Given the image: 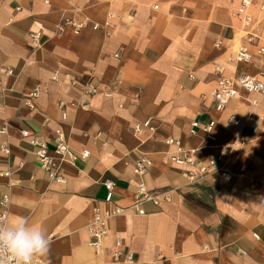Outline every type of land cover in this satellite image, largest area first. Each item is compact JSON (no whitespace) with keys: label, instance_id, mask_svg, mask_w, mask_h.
Segmentation results:
<instances>
[{"label":"crops","instance_id":"crops-1","mask_svg":"<svg viewBox=\"0 0 264 264\" xmlns=\"http://www.w3.org/2000/svg\"><path fill=\"white\" fill-rule=\"evenodd\" d=\"M252 1L245 27L240 0H0V211L44 228L46 263L264 264V94L238 88L224 109L213 98L221 76L264 70V13ZM67 20L86 25L76 34ZM241 46L248 63L235 59ZM58 131L88 157L61 160ZM31 138L47 145L64 182L48 177ZM169 139L201 163L224 151L233 177L190 182ZM143 157L152 164L140 176ZM106 182L111 207L124 211L97 250L89 227L94 208H108ZM140 182L166 194L142 201L143 214L132 208Z\"/></svg>","mask_w":264,"mask_h":264},{"label":"built area","instance_id":"built-area-1","mask_svg":"<svg viewBox=\"0 0 264 264\" xmlns=\"http://www.w3.org/2000/svg\"><path fill=\"white\" fill-rule=\"evenodd\" d=\"M48 2V1H45ZM259 5V9L261 12L264 13V0H260L257 2ZM255 5L253 4L252 0H240V3L235 11V16L242 20V23L245 27H248L253 20L252 15L250 14L251 7ZM111 17H114L112 14ZM66 24H70L73 26L74 31L76 34H78L81 29L86 25V21L83 22H73L71 20H67ZM100 24L94 23L93 28L98 29L100 28ZM32 36L37 39L39 37V33H34ZM259 52L261 54H264V48H260ZM252 53H250L248 47L241 46L235 56L236 61L238 62H244L248 63L252 58ZM118 53L115 55L118 57ZM218 73H222L223 67L219 66L217 68ZM10 74L13 73L12 70L8 71ZM238 88H242L244 90H247L249 92H256L260 94H264V70L259 71L255 75H248L242 74L233 77V76H221L216 84L215 90L213 91V98L214 101H216L217 109H224L225 106L229 103V101L233 98H235L238 95ZM38 92L35 91L32 93V97H36ZM28 104L32 106V102L30 99H28ZM232 123L239 124L240 118L233 117ZM215 122L211 121L204 127V131L206 134L207 139L214 141L216 138L212 133V129ZM149 121H146L144 123V126H148ZM199 129V123L197 121H194L192 123L190 133L192 135L196 134ZM135 131L141 132V127L136 126ZM23 137H31L32 133L31 131L24 130L22 131ZM167 142L175 144L177 147L176 153L171 157V161L174 164L178 165H184L189 168L186 172L183 173V176L187 178L190 182L191 181H197L200 180L208 175L214 174V173H221L224 180H229L233 177V174L230 172L229 167L227 166V154L224 153V151L220 152L218 155H215L214 157L210 158L208 163H201L194 159L193 154L194 150H187L181 147L179 142L174 139H169ZM30 143L36 147V150L34 151V154L36 156V159L40 166L48 173V177L51 180H55L58 182H64L65 178L61 174H59L60 170V163H57L58 161H55L52 156L49 154V149L47 145L41 141H39L36 138H31ZM55 153L58 154L61 157V160L67 159L71 162L77 161V159L80 157L82 159L87 158L89 155L88 151H83L80 156L77 155V152H75L65 141V138L63 134H61L58 131V140L55 144ZM227 149L230 148L229 145H227ZM8 151V149H5ZM152 161L147 158L143 157L139 159L136 162L134 172L140 176L145 175V173L148 171V168L151 166ZM8 175V173H6ZM264 184V181H263ZM105 186L107 188V196L105 199L106 204L108 205V208H101V207H95L94 208V214H93V221L90 225L89 233L91 237L90 245L100 250L103 246V243L105 239H107V236L109 235V221L114 218L115 216L119 215L120 213H123L124 209L113 206V199H114V183L113 182H106ZM163 195H166L165 193L152 195L148 192L146 185L144 182H140L137 186V193H136V202L132 206L138 213L143 214L144 209L141 207L142 201L151 200L154 203H158L159 197ZM7 203V197L3 199L2 205L6 207ZM8 219L7 210H1L0 211V219ZM256 236V235H255ZM116 243L118 245L121 244L120 239H117ZM121 256V253L115 252L114 258L117 260ZM127 260L130 262L133 261V256L131 254L127 255ZM45 264H48L45 262Z\"/></svg>","mask_w":264,"mask_h":264},{"label":"clouds","instance_id":"clouds-1","mask_svg":"<svg viewBox=\"0 0 264 264\" xmlns=\"http://www.w3.org/2000/svg\"><path fill=\"white\" fill-rule=\"evenodd\" d=\"M50 240L41 225L19 217L0 219V264H45Z\"/></svg>","mask_w":264,"mask_h":264}]
</instances>
